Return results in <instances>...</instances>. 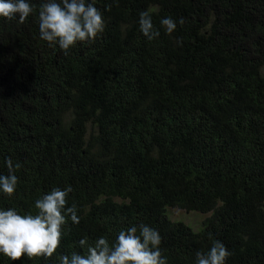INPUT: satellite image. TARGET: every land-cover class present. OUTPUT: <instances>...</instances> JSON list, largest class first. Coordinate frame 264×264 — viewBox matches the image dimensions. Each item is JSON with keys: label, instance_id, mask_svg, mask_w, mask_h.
<instances>
[{"label": "trees", "instance_id": "1", "mask_svg": "<svg viewBox=\"0 0 264 264\" xmlns=\"http://www.w3.org/2000/svg\"><path fill=\"white\" fill-rule=\"evenodd\" d=\"M31 2L23 24L0 18V173L5 157L21 165L0 207L35 213L71 185L80 222L67 219L57 253L144 223L168 264H195L212 240L226 264H264V0H97L104 31L67 55L39 38ZM142 10L161 33L151 41ZM170 208L209 215L194 231Z\"/></svg>", "mask_w": 264, "mask_h": 264}, {"label": "clouds", "instance_id": "2", "mask_svg": "<svg viewBox=\"0 0 264 264\" xmlns=\"http://www.w3.org/2000/svg\"><path fill=\"white\" fill-rule=\"evenodd\" d=\"M97 0H41L38 10L39 38L49 47L57 45L67 55L77 42L92 43L104 31L102 11L96 6ZM31 0H0V18L16 19L23 24L30 14L36 12ZM183 24L184 19L180 18ZM139 30L151 41L160 36L154 27L149 11L139 12ZM160 25L167 34L177 27L172 17H162ZM7 174L0 173V194L11 197L18 186L11 157H5ZM74 190L71 185L61 188L54 186L34 201L35 213L20 214L15 208L0 207V254L11 261L22 256L26 259L53 258L64 235L62 228L68 218L73 224L80 222L77 205L66 207L67 197ZM162 237L159 231L147 224L132 225L118 232L113 240L99 236L89 243L82 237L78 244L84 254L71 252L57 253L54 264H168L167 256L160 247ZM231 253L220 240H212L205 251L195 253V264H226Z\"/></svg>", "mask_w": 264, "mask_h": 264}, {"label": "rangeland", "instance_id": "3", "mask_svg": "<svg viewBox=\"0 0 264 264\" xmlns=\"http://www.w3.org/2000/svg\"><path fill=\"white\" fill-rule=\"evenodd\" d=\"M166 215L172 221L182 222L192 230L198 231L201 228L203 220L208 217L209 214L185 212L178 208H170L167 209Z\"/></svg>", "mask_w": 264, "mask_h": 264}]
</instances>
